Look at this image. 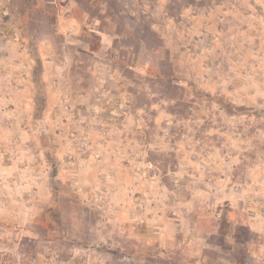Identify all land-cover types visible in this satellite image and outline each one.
Returning <instances> with one entry per match:
<instances>
[{
	"label": "rangeland",
	"instance_id": "374dc122",
	"mask_svg": "<svg viewBox=\"0 0 264 264\" xmlns=\"http://www.w3.org/2000/svg\"><path fill=\"white\" fill-rule=\"evenodd\" d=\"M0 264H264V0H0Z\"/></svg>",
	"mask_w": 264,
	"mask_h": 264
},
{
	"label": "crops",
	"instance_id": "0c3cea01",
	"mask_svg": "<svg viewBox=\"0 0 264 264\" xmlns=\"http://www.w3.org/2000/svg\"><path fill=\"white\" fill-rule=\"evenodd\" d=\"M40 62H42L41 58H39ZM46 62H52L48 59H46ZM44 66V65H43ZM47 75V73H46ZM41 76L42 78L45 80V74L42 71L41 72ZM98 74H95L96 79H101L99 77H97ZM95 84L90 85L86 90H85V99L86 98H91V94L94 95L95 92L98 90V86L96 82H94ZM88 100V99H86ZM47 103H49V99H47ZM124 120H126L128 122L129 120V116L128 114L125 115ZM129 124V122H128ZM101 159H92L91 157L83 159L82 162L79 164V166H77L75 169H70V167H68L67 169H63V171H66L67 174L62 175L63 180H74V182L78 185V186H85V187H90V186H95L100 182V167H101ZM74 171L75 174L70 176V173ZM61 173H59L58 176H60ZM43 184H45L43 182Z\"/></svg>",
	"mask_w": 264,
	"mask_h": 264
},
{
	"label": "trees",
	"instance_id": "16d2710c",
	"mask_svg": "<svg viewBox=\"0 0 264 264\" xmlns=\"http://www.w3.org/2000/svg\"><path fill=\"white\" fill-rule=\"evenodd\" d=\"M36 59H38V56H37V57L35 56V60H36Z\"/></svg>",
	"mask_w": 264,
	"mask_h": 264
}]
</instances>
